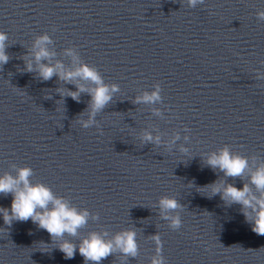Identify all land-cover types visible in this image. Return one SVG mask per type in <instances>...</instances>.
<instances>
[{"label": "water", "instance_id": "1", "mask_svg": "<svg viewBox=\"0 0 264 264\" xmlns=\"http://www.w3.org/2000/svg\"><path fill=\"white\" fill-rule=\"evenodd\" d=\"M260 12L264 0L194 7L189 0H0L10 57L0 66V176L30 167L33 184L86 209L87 224L63 238L77 245L93 232L106 240L135 232V257L115 248L101 264H152L154 257L163 264H264V236L252 231L242 206L202 190L218 181L243 188L264 165ZM43 35L55 55L39 63L59 61L65 70L87 64L104 84L118 85L87 128L95 85L42 80L33 46ZM77 85L89 90L79 102L67 95ZM157 86L160 100L136 102ZM146 133L159 143L146 142ZM225 146L247 157L242 177L206 165ZM164 196L182 205L167 213L180 217L178 229L163 218ZM12 199L0 195V206L10 208ZM60 242L31 220L8 228L0 215V264H85L78 249L65 259Z\"/></svg>", "mask_w": 264, "mask_h": 264}, {"label": "clouds", "instance_id": "2", "mask_svg": "<svg viewBox=\"0 0 264 264\" xmlns=\"http://www.w3.org/2000/svg\"><path fill=\"white\" fill-rule=\"evenodd\" d=\"M203 0H189L191 6H195ZM258 17L264 20V12L258 13ZM8 39L7 34L0 32V66L8 63L10 57L6 52L5 42ZM52 41L48 35L37 38L33 46L34 58L39 63L45 59H50L55 55L46 47ZM68 55L74 53L71 49L67 51ZM26 71L32 72L33 65L27 63ZM39 77L48 81L53 76L70 83L75 79L91 81L95 87L89 91L83 85H77L76 91L69 90L67 95L77 102L80 100V94L89 91L91 96L90 117L83 122L85 128L95 122V116L102 111L112 100V93L119 90L118 85L108 86L104 84L98 70L82 64L75 70H65L62 62L57 61L55 64L39 63ZM61 94L63 95V90ZM160 100L159 86L156 91L151 93L145 92L142 96L137 97V103H155ZM146 142L159 143V137H153L151 133H146L143 137ZM179 139V137H177ZM184 151H187L186 149ZM206 165L214 171L219 169L226 177H242L249 167L248 159L245 156L234 155L228 146L220 149L218 152H212L208 155ZM33 170L30 167L20 168L17 175L5 174L0 176V195H12L10 208L0 206V215L3 217L4 224L11 228L13 222H27L31 220L37 224L40 229L46 230L52 237L53 242L60 240L58 243L59 250L64 253L65 259L74 258L77 249L85 264H101V262L112 255L115 248L128 256L135 257L138 252L136 243V234L133 231H125L115 236L114 240H106L104 236L93 232L84 238L79 245L71 240L63 239L65 235L75 237L83 228L89 219L90 213L85 210H79L72 207L62 197H57L52 190L43 183L33 184L31 177ZM252 186H255V192ZM210 188L212 195L219 194L226 205L240 204L245 220L252 224V231L260 236H264V165H261L250 174V183H245L243 188H238L234 184H225L224 181H218L211 185L203 186V189ZM259 193L257 195L256 193ZM159 206L163 218L171 221L174 229L181 227V219L177 216H169L168 212L181 208L182 205L174 197L164 196L159 201ZM31 234V233H30ZM105 235H107L105 233ZM159 241V237H155ZM41 243L47 245L45 242ZM152 264H163L159 257H154Z\"/></svg>", "mask_w": 264, "mask_h": 264}]
</instances>
